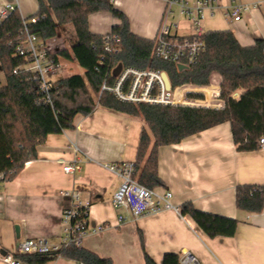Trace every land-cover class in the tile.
<instances>
[{"label": "crops", "instance_id": "0c3cea01", "mask_svg": "<svg viewBox=\"0 0 264 264\" xmlns=\"http://www.w3.org/2000/svg\"><path fill=\"white\" fill-rule=\"evenodd\" d=\"M111 1L137 37L153 42L163 23L176 25L177 35L192 34L189 24L182 26L175 19L174 8L185 21L189 18L175 6L167 15L163 0ZM7 4L14 5L24 20L38 9L37 0H0V8ZM218 14L223 15L222 10L213 17L206 15L201 23ZM263 14V9L246 14L249 26L243 20L234 23L223 19L228 26L243 24L244 36L230 30L215 31H230L240 46H252L256 40H264ZM119 23L106 12L88 17L93 35H108ZM209 32L214 31L205 34ZM54 39L47 45L56 52L59 48ZM239 94L234 93L233 98L238 99ZM144 125L142 118L98 106L89 115H77L72 129L48 136L37 148V158L27 162L14 178L0 180V264H8L4 258H12L21 241L46 239L59 244L64 232L62 210L68 199L64 194L71 191L77 192L86 205L88 234L80 247L112 264H145V255L161 264L164 255L170 253L180 257L189 253L200 264H264V209L250 214L235 204L238 186L264 187V151H237L230 123L158 149L157 171L163 185L152 191L158 195L170 192L174 209L135 219L127 210L113 207L112 198L121 180L108 166L134 163ZM67 166L76 169L64 172ZM185 203L237 220L235 235L208 238L189 217L180 214ZM119 217L123 221L119 222ZM46 264L77 263L58 257Z\"/></svg>", "mask_w": 264, "mask_h": 264}, {"label": "trees", "instance_id": "16d2710c", "mask_svg": "<svg viewBox=\"0 0 264 264\" xmlns=\"http://www.w3.org/2000/svg\"><path fill=\"white\" fill-rule=\"evenodd\" d=\"M34 16L25 19L26 30L37 35L44 44L56 38L58 28L72 30L70 50L54 52L55 62L74 60L82 74L50 81L48 93L40 90L39 80L30 72L17 68L28 62L17 48L25 34L17 11L0 23V70L5 85L0 87V176L5 182L14 178L27 162L37 158V148L50 135H59L73 128L77 115H89L100 106L112 112L142 118L134 161L135 179L147 190L162 187L158 176L157 151L160 147L179 144L203 131L230 123L232 140L239 152L258 150L264 136V40L242 47L230 31L206 33L204 52L195 65L179 71L173 64L152 57L153 42L133 35L123 13L111 0H37ZM106 12L120 23L111 35L119 38V52H104L103 36L88 29V17ZM30 20H34L33 22ZM103 64H98V57ZM139 70H161L172 86L209 85L210 76L222 78L221 109L161 105H132L118 101L107 92L100 93L109 71L116 65ZM16 71V73H15ZM240 92L238 99L233 94ZM207 94V93H206ZM211 94V93H210ZM207 94V95H210ZM238 210L257 214L264 209V187L238 186L235 191ZM180 214L189 217L211 239L232 238L238 221L196 210L191 203L180 207ZM87 219V214L84 216ZM62 257L77 264H112L81 247L69 246L46 255L19 256V264H46ZM145 264H156L145 255ZM161 264H181L177 254H165Z\"/></svg>", "mask_w": 264, "mask_h": 264}, {"label": "built area", "instance_id": "2783aa9c", "mask_svg": "<svg viewBox=\"0 0 264 264\" xmlns=\"http://www.w3.org/2000/svg\"><path fill=\"white\" fill-rule=\"evenodd\" d=\"M166 4V14H170V8L175 6L180 13L188 17L193 33L189 35H177V26L163 23L153 39L152 57L173 64L177 69L182 66L183 71L189 69L197 62L199 56L205 50L202 37L205 32L201 22L206 15L213 17L219 10L223 12V18L227 21L238 23L243 16L253 10H264V0L253 4H245L240 0H163ZM16 11L14 5H4L0 8V23ZM34 21V20H30ZM23 21L25 39L17 48L20 56L28 58V62L17 68L33 74L40 82V90L48 93L50 81L57 75L60 67L59 62L52 58L53 50L44 44L35 34L26 30ZM253 29V26L251 27ZM104 52L115 54L119 52V38L108 34L103 36ZM98 64H103V58L98 57ZM110 69L108 76L104 79L100 93L107 92L118 101L132 105H161L192 108L221 109L224 102L220 98V87L210 84L209 87H197V85L183 84L172 86L170 90L165 88L161 70L145 69L139 70L131 67H121L116 77ZM16 73V71H15ZM203 89H211L207 95ZM258 150L264 151V136L257 142ZM76 167H65L64 172H73ZM108 170L118 176L121 180L120 186L112 198V205L116 209L127 210L133 218L137 219L144 215L158 214L164 210L174 209L170 204L172 194L165 192L162 195L140 186L135 180V169L133 163L111 164ZM3 176H0V180ZM68 199L62 210V221L64 224L63 237L59 244H50L46 239L24 240L15 246L14 254L19 256L46 255L58 252L69 246L80 247L83 238L88 234L87 219L84 217L86 205L79 199L75 191L64 194ZM118 221H123L122 217ZM8 264H19L11 257L4 258ZM181 264H200L198 260L189 253L181 255Z\"/></svg>", "mask_w": 264, "mask_h": 264}, {"label": "rangeland", "instance_id": "374dc122", "mask_svg": "<svg viewBox=\"0 0 264 264\" xmlns=\"http://www.w3.org/2000/svg\"><path fill=\"white\" fill-rule=\"evenodd\" d=\"M240 1L242 3H254V2H261L262 0H240ZM7 5H9V4H7ZM174 11H175V15H174L175 19L179 20L180 25L188 26V24H189L190 28H191L190 33H193L191 22L189 20H187L188 22L185 21L180 15H178L176 8H174ZM248 16L249 15H246V14L243 16V23H244V25L249 26L250 24L247 21ZM223 19H224L223 16L218 14L213 19L201 23V26L205 32L215 31V30H230V31L235 32L239 35L240 34L243 36L245 35L243 24L238 25L239 27L234 26V25L228 26L223 22ZM263 20H264V14H263ZM72 38H73L72 30L70 29V27H66V29H63L60 27L59 31H58L57 38L54 40H55L56 45L59 48V50H62V47L69 50ZM57 73H58L57 77L65 78V77H69L72 75L82 74L83 71L74 60L61 59L60 60V67H59ZM4 85H5L4 75H3L2 71H0V87H2ZM209 86H210V84L205 86V87H209ZM197 87H200V86L197 85ZM209 90H211V89H209Z\"/></svg>", "mask_w": 264, "mask_h": 264}, {"label": "water", "instance_id": "95a60500", "mask_svg": "<svg viewBox=\"0 0 264 264\" xmlns=\"http://www.w3.org/2000/svg\"><path fill=\"white\" fill-rule=\"evenodd\" d=\"M120 69H121V65H118L117 68L112 72L113 77H116L117 76V74L119 73ZM178 69L179 70H182L183 67L182 66H179ZM162 79H163V82L165 84V88L167 90H170V83L168 81V78H167L166 74L162 73ZM210 83L212 85H214V86H219L220 87L221 86V83H222V79H221V77L219 75L213 74L211 76Z\"/></svg>", "mask_w": 264, "mask_h": 264}, {"label": "bare ground", "instance_id": "6f19581e", "mask_svg": "<svg viewBox=\"0 0 264 264\" xmlns=\"http://www.w3.org/2000/svg\"><path fill=\"white\" fill-rule=\"evenodd\" d=\"M203 91L206 92L207 94L211 93V90H209V89H203Z\"/></svg>", "mask_w": 264, "mask_h": 264}]
</instances>
